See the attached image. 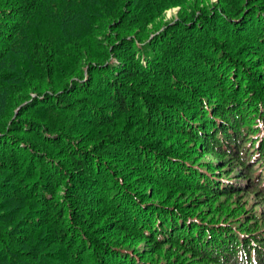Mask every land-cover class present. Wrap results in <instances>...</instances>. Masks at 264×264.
Segmentation results:
<instances>
[{
	"label": "trees",
	"instance_id": "16d2710c",
	"mask_svg": "<svg viewBox=\"0 0 264 264\" xmlns=\"http://www.w3.org/2000/svg\"><path fill=\"white\" fill-rule=\"evenodd\" d=\"M204 3L0 0V264H117L133 241L148 264H264V0Z\"/></svg>",
	"mask_w": 264,
	"mask_h": 264
},
{
	"label": "rangeland",
	"instance_id": "374dc122",
	"mask_svg": "<svg viewBox=\"0 0 264 264\" xmlns=\"http://www.w3.org/2000/svg\"><path fill=\"white\" fill-rule=\"evenodd\" d=\"M205 3L207 6H208V9L210 10L211 9V4H213L214 2H216L217 0H204ZM208 2V3H207ZM179 11H180V6L179 5H174L172 7H169V8H166L165 10H163L160 14L157 15V18L154 19L153 21L149 22L148 24H143V26H141V28H137V27H134L133 28H130L128 27L127 29L125 30H121L120 29V32L121 33H127V34H131L135 31H138L142 34V36H153L154 32H157V31H160L164 25V23H168V22H173L174 20H177L179 17ZM110 22H113L114 19H111L109 20ZM108 22V21H107ZM111 25L112 23L110 24L108 22V25H106L104 28H106V30L102 31L103 29L99 30V32L101 31V33H113L114 37L118 36L116 34V30L113 32L112 31V28H111ZM109 27V28H108ZM111 28V29H110ZM147 37L148 39H150V37ZM147 39V40H148ZM141 42V41H140ZM143 42V41H142ZM252 60V59H251ZM255 72H257V69H254ZM87 73V72H86ZM84 73V74H86ZM35 82H39L41 83L39 80H35ZM26 88H21L20 86L17 87V90H16V94L14 95L15 98L17 97L16 100L12 99V102H10V107L12 109H15L14 110V115H16V113H21L23 109V106H25L27 103L25 100H22L19 102L18 105H15V103L20 100L21 98L24 99L25 95H26ZM41 90V89H40ZM37 92V91H36ZM35 94V91L34 92H31V95ZM13 96V97H14ZM13 100L15 102H13ZM22 102V103H21ZM7 117V116H6ZM5 117V113H2L0 115V124L3 120H7V118ZM14 118V117H13ZM247 132V131H246ZM254 134L252 135H256V131H250ZM255 137V136H254ZM254 139V138H253ZM182 140V139H180ZM185 140V139H184ZM185 142V141H184ZM185 144H187V142H185ZM191 144V143H190ZM247 145V148L250 147V145H252V143H249V144H246ZM192 147H185V148H191L192 150L195 149L196 147V150L197 152H199L202 148V145H197L195 146V144H191ZM182 148V147H180ZM162 149H165V148H162ZM167 152H171L172 150L173 151H177V148H166L165 149ZM48 153V151H46ZM189 155V158L190 159H187V163L188 165H191L194 169H198L199 171H202L204 172L206 175L209 176V180H207L208 182L212 181V180H215V177L213 174H212V171L208 170L207 168V165H209V163H217L218 162V159L216 157H214V155H212L211 153L209 154H200L198 155V153H190L188 154ZM200 156V157H199ZM253 163V160L252 162ZM260 164H257V167L260 168L259 166ZM256 167V168H257ZM234 169V170H233ZM229 170V169H228ZM233 170V171H232ZM232 170L229 171L230 174L228 173V171H225V173L222 175V181L226 183V181H230V182H236L237 184H239L240 186H244V188H247L244 183H245V180L243 177H241L240 173H239V169L238 168H233L232 167ZM223 172V171H221ZM217 173V171H216ZM256 175V174H254ZM210 184V183H209ZM162 192H164L165 194L168 193V195L170 196H174V197H178V195H180V192H171V191H166V190H162ZM245 192V191H244ZM148 194L151 195V199L154 200L155 202L158 201V199H161L162 195L160 196L156 191L153 192V188H149V190L147 191ZM191 194V193H190ZM205 197L204 195H202L199 191L195 192L193 195L191 194V197L190 196H187V197H184L183 199H179V202L178 204H182L186 201H194L196 199H198V197ZM201 199V198H200ZM254 201V194L253 193H248L246 194L244 197H243V202H241L242 204L246 205L244 210L245 211H248L249 209H251V206L254 205L255 202ZM208 202V205H205V207H199V209H196V214H201L203 216H207L206 215V211L208 210H213L215 209L214 207V204H212V208H207L209 206V203H211L210 201H207ZM227 204V203H226ZM241 204V205H242ZM223 207H225L227 210H231V212L233 213H236V214H239L241 215V217H245L246 216V213H241V209L240 207L238 206H234L233 204L231 206H228L227 205H223ZM258 207H260L258 205ZM204 210V211H203ZM226 210V211H227ZM243 210V211H244ZM259 210V209H258ZM203 211V212H202ZM260 212V211H259ZM258 212V213H259ZM223 214H225V211L222 212ZM221 213V214H222ZM132 238H130L131 240ZM133 241V240H132ZM131 241V242H132ZM121 243V242H120ZM137 243V244H136ZM127 246H121V244L118 245V247L116 246V249H113L115 251H118L119 253L121 252V254H123V258H118L116 260V262H118L117 264H124L125 261L128 259L129 261H131L134 257V261L136 262V264H148L150 261V254H151V251H152V246L149 244V242H145V241H140V242H135L133 241V243L130 245L131 247H129L128 243L126 244ZM113 248H115V246H113ZM158 253V252H157ZM149 254V256H148ZM161 254V253H159ZM162 255V254H161ZM164 255V254H163ZM163 257V256H162ZM156 259V258H155Z\"/></svg>",
	"mask_w": 264,
	"mask_h": 264
}]
</instances>
